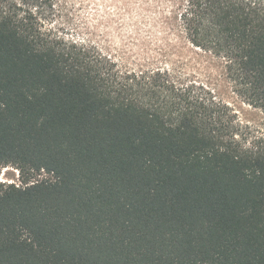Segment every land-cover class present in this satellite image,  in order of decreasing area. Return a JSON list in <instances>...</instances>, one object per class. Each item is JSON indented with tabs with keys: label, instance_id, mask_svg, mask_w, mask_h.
I'll return each instance as SVG.
<instances>
[{
	"label": "trees",
	"instance_id": "1",
	"mask_svg": "<svg viewBox=\"0 0 264 264\" xmlns=\"http://www.w3.org/2000/svg\"><path fill=\"white\" fill-rule=\"evenodd\" d=\"M102 2L151 57L52 24ZM195 57L264 113V0H0V264H264V124Z\"/></svg>",
	"mask_w": 264,
	"mask_h": 264
},
{
	"label": "rangeland",
	"instance_id": "2",
	"mask_svg": "<svg viewBox=\"0 0 264 264\" xmlns=\"http://www.w3.org/2000/svg\"><path fill=\"white\" fill-rule=\"evenodd\" d=\"M102 5L101 16H97L96 14H98V11L96 5L88 4V6L79 8V5L77 7H72L71 4H68L66 8L55 14L52 24L57 26L60 32L68 36L73 35L75 38H83L89 35L94 37L96 41L105 44L111 54L119 60L121 64L129 63L130 65H134V63L143 62L145 59L147 60L148 57H151L155 52L153 46H151V49L147 48L146 51H142L140 45H138V42L135 40L134 34L131 33L129 28H125L124 30L116 29L112 21L115 11L106 6L104 2H102ZM188 55H193V53L188 52ZM190 65V69L199 72L206 68L220 79L219 69L208 62H204L203 58L199 59L195 57ZM220 82L228 92L230 100L236 103L240 115L243 118L255 126L264 124V113L261 110L238 101L236 97L230 93L227 82L222 80ZM42 176L47 175L44 174ZM0 182H14L20 184L19 170L14 166L4 167L0 172Z\"/></svg>",
	"mask_w": 264,
	"mask_h": 264
}]
</instances>
